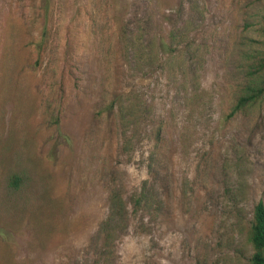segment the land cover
<instances>
[{"label": "rangeland", "instance_id": "374dc122", "mask_svg": "<svg viewBox=\"0 0 264 264\" xmlns=\"http://www.w3.org/2000/svg\"><path fill=\"white\" fill-rule=\"evenodd\" d=\"M259 200L264 0H0V264H250Z\"/></svg>", "mask_w": 264, "mask_h": 264}, {"label": "trees", "instance_id": "16d2710c", "mask_svg": "<svg viewBox=\"0 0 264 264\" xmlns=\"http://www.w3.org/2000/svg\"><path fill=\"white\" fill-rule=\"evenodd\" d=\"M163 44V43H162ZM164 45V44H163ZM260 90L257 89L258 93ZM257 94L251 93L249 95L242 96L239 99L237 107L243 106L249 101L251 98L255 97ZM122 97L121 95L113 96V99L110 101L109 105L106 106V111L108 115L117 116L122 112ZM155 137V146H152L149 155L147 156V169L149 173H152L155 169H159V163L161 157L164 155L165 150L161 149L159 143V135L158 132L152 133ZM125 138V137H124ZM148 180H145L140 186L139 190L130 198L129 206L130 211L147 213L152 209L150 198L153 196L149 191ZM156 183V182H155ZM11 184L17 187L19 185V179L15 178V176L11 177ZM154 183L152 184V188L154 189ZM121 196H114L109 198V206L108 213L106 218L100 224V227L96 231V235L100 238L102 244L101 247L104 249L109 248L112 233H114L115 229L120 231L121 234L124 231V226L115 225L113 226L114 218L117 216V220L120 223L121 220L126 221L129 213V208H127V204L122 202ZM114 203H116V208H114ZM130 215V214H129ZM251 222L249 227V235L248 240L251 246V254L249 257L250 264H264V204L262 201H257L252 208ZM128 221V220H127ZM126 224V223H125ZM123 230V231H122ZM103 255L105 253L103 252ZM92 264H99L98 261H93Z\"/></svg>", "mask_w": 264, "mask_h": 264}]
</instances>
